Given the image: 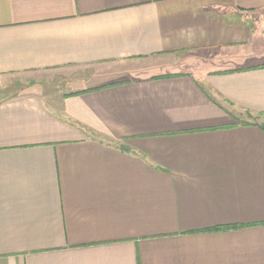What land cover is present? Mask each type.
I'll list each match as a JSON object with an SVG mask.
<instances>
[{
  "label": "crops",
  "instance_id": "0c3cea01",
  "mask_svg": "<svg viewBox=\"0 0 264 264\" xmlns=\"http://www.w3.org/2000/svg\"><path fill=\"white\" fill-rule=\"evenodd\" d=\"M263 118L264 0H0V264H264Z\"/></svg>",
  "mask_w": 264,
  "mask_h": 264
},
{
  "label": "trees",
  "instance_id": "16d2710c",
  "mask_svg": "<svg viewBox=\"0 0 264 264\" xmlns=\"http://www.w3.org/2000/svg\"><path fill=\"white\" fill-rule=\"evenodd\" d=\"M171 76H175V75H165V76H161V77H157V78L171 77ZM117 84H119V83H114V84L104 85V86H102V87H99V88H96V89L90 90V92H92V91H96V90H100V89L110 88V87L116 86ZM86 92H89V91H86ZM86 92H85V93H86ZM78 94H80V93H76V94H74V95H78ZM261 127L264 128V124H262ZM236 227H238V226H231V227H226V226H224V227H219V228H217V229H215V230H227V229L236 228Z\"/></svg>",
  "mask_w": 264,
  "mask_h": 264
},
{
  "label": "rangeland",
  "instance_id": "374dc122",
  "mask_svg": "<svg viewBox=\"0 0 264 264\" xmlns=\"http://www.w3.org/2000/svg\"><path fill=\"white\" fill-rule=\"evenodd\" d=\"M215 68H222V67H224V66H221V65H218V64H216V65H213ZM168 70H174L173 68H170V69H168ZM260 121H262V123H264V118L263 119H260Z\"/></svg>",
  "mask_w": 264,
  "mask_h": 264
}]
</instances>
